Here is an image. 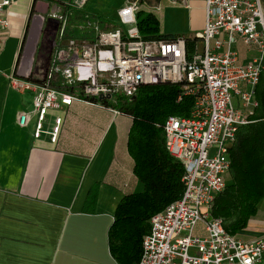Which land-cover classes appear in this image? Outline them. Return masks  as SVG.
Instances as JSON below:
<instances>
[{"label":"built area","instance_id":"built-area-1","mask_svg":"<svg viewBox=\"0 0 264 264\" xmlns=\"http://www.w3.org/2000/svg\"><path fill=\"white\" fill-rule=\"evenodd\" d=\"M88 1H46L36 54V64H45L41 82L7 76L11 89L33 94L31 110L19 115L18 125L26 127L33 118V140L44 136L55 144L63 120L50 112L73 102L104 107L101 101L116 96L131 100L145 85H179L177 101L193 99L190 115L168 117L161 128L166 152L183 168V190L150 218L136 264H264L263 237L241 241L210 215L230 173V150L259 108L254 90L264 69L262 0H204V25L190 37L197 41L190 55L187 37L142 38L139 0H125L113 21L88 13ZM11 5L0 0V40ZM161 10V4L152 8ZM238 40L251 54L246 63L237 61ZM197 225L203 236H194Z\"/></svg>","mask_w":264,"mask_h":264},{"label":"crops","instance_id":"crops-1","mask_svg":"<svg viewBox=\"0 0 264 264\" xmlns=\"http://www.w3.org/2000/svg\"><path fill=\"white\" fill-rule=\"evenodd\" d=\"M32 3L12 0L0 40V264H116L107 243L116 207L144 190L127 150L132 119L73 102L50 112L63 120L55 144L44 136L33 140V118L26 127L18 125L19 115L31 110L33 94L11 89L7 76L14 72ZM160 13V30L162 21L172 35L191 37L203 28L204 0L165 1ZM234 48L238 63L250 60L240 40ZM232 103L239 106L238 97ZM92 188L89 212L85 202ZM234 236L264 238V199Z\"/></svg>","mask_w":264,"mask_h":264},{"label":"trees","instance_id":"trees-1","mask_svg":"<svg viewBox=\"0 0 264 264\" xmlns=\"http://www.w3.org/2000/svg\"><path fill=\"white\" fill-rule=\"evenodd\" d=\"M37 1L33 0L31 15ZM262 3L264 7V0ZM136 18L139 33L144 39L175 36L161 33L160 23L153 12L138 10ZM196 42L194 38L185 39L188 55ZM25 80L41 82L39 77L33 76ZM254 93L259 102L253 117L255 122L239 131L228 156L230 173L225 179V188L214 199L210 212L213 218L222 220L224 230L230 235L246 228L264 196V69ZM179 94V85L162 83L141 86L131 100L116 96L110 101H101L105 108L132 119L127 150L134 162L133 174L144 186L141 193L121 199L107 232L108 250L116 264H136L139 261L142 238L149 229L150 218L176 201L182 193L183 168L166 152L161 128L168 117H189L193 99L182 96L177 101ZM95 195L92 188L86 198V211L92 212Z\"/></svg>","mask_w":264,"mask_h":264},{"label":"water","instance_id":"water-1","mask_svg":"<svg viewBox=\"0 0 264 264\" xmlns=\"http://www.w3.org/2000/svg\"><path fill=\"white\" fill-rule=\"evenodd\" d=\"M48 4L44 1H37L33 7V15L30 16L25 37L21 44V50L14 69L15 76L20 79H27L30 76L39 77L45 64H36L37 47L42 33L43 15L46 13Z\"/></svg>","mask_w":264,"mask_h":264},{"label":"rangeland","instance_id":"rangeland-1","mask_svg":"<svg viewBox=\"0 0 264 264\" xmlns=\"http://www.w3.org/2000/svg\"><path fill=\"white\" fill-rule=\"evenodd\" d=\"M57 2H66L67 0H53ZM78 2V0H74ZM179 2V0H139V10L152 13V8L158 4H164V2ZM125 0H89L85 6V10L93 15L100 17L101 19H107L109 21L115 20L117 10L124 4ZM173 7V6H167ZM154 15L160 19L161 13H154ZM182 21V18H181ZM168 27V26H167ZM161 30L164 34H173L171 31H166L162 25ZM228 178V177H227ZM194 236H203L200 225L194 230Z\"/></svg>","mask_w":264,"mask_h":264}]
</instances>
